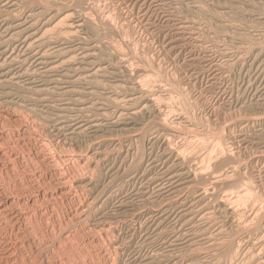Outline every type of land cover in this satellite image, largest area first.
<instances>
[{
	"label": "rangeland",
	"instance_id": "1",
	"mask_svg": "<svg viewBox=\"0 0 264 264\" xmlns=\"http://www.w3.org/2000/svg\"><path fill=\"white\" fill-rule=\"evenodd\" d=\"M169 1L170 0H165V1H158V0H86L85 4H86V6L92 5L94 7V9L96 10L95 12H93V14L90 13V16H89L90 19L93 17L91 20L93 21L94 24H97L96 27L98 26L99 23L101 24V21L104 22V20H105L107 22L110 21L109 23L110 24L112 23L111 24V25H113L112 27L115 28V30H116V31L114 30V32H115V33H113L114 35H111L112 33H110V34L107 33V37L105 39H103V41L105 40V41L111 42L110 39L111 40L113 39L111 43L115 44V42H113V41H116L117 46L120 45V49L122 48L121 50H122L123 54H127V55L129 53L134 54V55L129 54L132 57L135 56L133 58L134 60L130 62L131 65H134V66H131V70H132L131 72H132V74H134L133 76L136 75V68H138L137 71L139 70L140 67H141L140 68L141 70L144 69L145 67H146L145 70L150 69V70H148V72H150V73H148L149 75L147 74L146 76L148 78L153 77L151 79L154 81L152 84V82H151L152 80L150 79L151 85H150V83L146 84L147 89H148V85L150 86V88L155 89L156 88L155 86H157V83H158V85L163 84L164 86H166L165 87L166 89H168L167 87H169V85H170L171 87L169 89H173L174 92L177 91L178 94L180 92L182 93V94L180 93L181 96H178L175 93H174V95H171L170 97L168 96L164 102H163V100L158 102V104L164 103L163 106H162V104H161V106L160 105H158V106H159V109L161 108L160 110H164L165 108H163V107H165V105H167L166 107H168V106L173 107V108L171 107V109H169L170 107H168L167 113H166V109L164 110L166 115L164 114V117L162 119L168 125L173 124L174 126L172 125V127H174L176 130L178 129V126H179V129L182 126L184 128L189 127L191 130L188 131L189 128L188 129L186 128V130L184 132L183 131L181 132V133H183L184 137H185V134H187V131H188V134L191 131V133L189 134L190 136L191 135L194 136L197 132L198 133L200 132L199 134L198 133L196 134L197 135L196 137H199V139L201 138L202 140L200 139V141L202 143L199 141V139L197 140L196 137L194 139H192L191 141H183L184 138L183 139L181 138L182 142L180 141V143H179L180 138H178L179 140L177 138L169 139L172 142V143L170 142V144H171L170 146H172L171 148L175 149L176 151H178L181 154V156L187 162V167L189 164L191 166V167L189 166V169L191 168L190 170L197 174L198 172H200L199 169L201 170V165H203L201 160H204L209 154H210L209 156L212 158V161L214 159L216 161L218 160V165L216 164L217 162L211 161V165L206 167L207 169L205 168L206 171H204L205 169L203 168V170H201V171L203 174L206 175V177L210 173L214 174L216 172L214 174L215 176H217L221 173H224V171L225 170L228 171L231 166H233V167H237L239 165L241 166V167L239 166V168H238L240 170L238 173V177L236 176V178L233 177L234 179L233 178L231 179L229 184H227L228 186L227 187L225 186V188H227V189H225V188H222L223 190L221 189L222 190L221 195L227 194V193L232 194V195L234 193V195H236L238 192V190H237L238 187L243 185L241 188H239V191L244 190V193L245 194L247 193L245 195L246 198H244V199L245 200H247L248 198L249 199L247 201L243 200L242 205L245 206L244 208L247 211H249L250 206L255 203V202H253L254 201L253 199L255 198L256 204L253 205L254 208H256V211L253 209V213H254L253 218L255 219L256 218L255 216H258L261 214V212H264V208H263L264 207V148L260 147V145L256 143L257 142L256 139L258 137L254 136L255 134H253V133L256 131L255 129H257V128H255L252 125V123H250L248 120L251 117H254V115L258 116L259 113L263 114L264 111L263 112L262 111H260V112H258V111H249L248 112L247 111L246 112V110H244V104L246 105V104H248V102H250V99H251L250 96L252 94L251 92H253L255 89L259 88L260 85H262L261 83L264 82V60H263L264 58H258L256 61H254L255 57L259 54V51L263 50V48H264V44H263L264 42H262V44L259 43V41L261 42L262 39L264 41V37H263L264 34H262V32L264 33V26L256 23L258 26L256 25V27H255V23H252L253 21H251V20L247 21L245 19L244 21L240 20L239 23H238V21L234 22L237 26H239L241 24L238 27L239 29L238 28L237 29H234V28L231 29L229 27L228 28L223 27V25H225V23L228 25L229 22L230 23H232V22L230 21L231 19L228 18L226 15H223V14L220 15L221 11L218 10V8L216 9L215 0H212L214 2H212L211 0H198V1H201V3L204 1L205 2L209 1L208 3L206 2L207 4L204 3V5L206 6L209 4L210 8L204 7L203 3L202 4L198 3V1H195V0H189L190 3L188 0H186V1L185 0H180V1L174 0V3H173V0H171L170 2ZM175 1H177V2H175ZM216 2H217V0H216ZM178 3H180V4H178ZM184 3H185V6H184L185 8L182 7L184 5ZM181 4H183V5H181ZM186 4H187V7H189V9L193 6L195 7V4H196V7H198V5H199V7L202 6L203 7L202 9H204V11H206V12H198V11L194 10L195 13L198 14L197 15L194 13V11L191 12L192 9H190L191 11L189 9H186ZM210 4H215V5H210ZM179 5H181V6H179ZM208 9L213 11L212 13H214L215 15H213L211 12L210 13L214 17H212L211 14H209L210 10H208ZM188 10H189V12H187ZM214 10H215V12H214ZM189 13H191V14L194 13L195 17L191 16V14H189ZM203 14H205V16ZM200 15H201V17H200ZM218 15H220L222 17L225 16V17L222 19H221V17H219L220 18L219 19L217 17ZM196 16H198V19ZM203 16H204V19L202 18ZM205 17H206V19H205ZM199 18H201V20ZM202 19L206 20V21H203ZM223 19H224V21H223ZM225 20H227V21H225ZM209 21L214 22V23H211L212 25H210ZM241 21H243V22H241ZM97 22H99V23H97ZM184 23H185V26L183 25ZM244 24L248 27H245ZM249 24H251V25H249ZM176 26L180 27L181 29H178ZM221 26H222V29L224 30V32H222L223 30L221 29ZM249 26L250 27L254 26V28L251 29V28H249ZM260 26H261V28H259ZM98 27H100V26H98ZM182 27H185L184 30ZM241 27H243V28H241ZM216 28H219L220 30L218 29V31H217ZM103 29L104 28H102V27L98 28V30L100 32H102ZM229 30H234L232 32L233 34L235 31H237V32H235L236 35L234 34V37L239 36V35H241V36L234 38L232 36L233 34ZM261 30H263V31H261ZM228 32H229V34H228ZM256 32L257 33L259 32V33L257 34ZM223 33H225V34H223ZM237 33H241V34H237ZM247 33L250 35L248 36ZM254 33L256 35H254ZM260 34H262V36ZM118 35L120 36L119 38H121L122 40L124 39V40L123 41L121 39L119 40V38H117ZM228 35H230V37ZM231 36L233 37V39ZM248 37H249V40H248ZM250 37L251 38L256 37L259 39V41L256 42L258 40L256 38L251 39V41H250ZM238 39H239V42H238ZM244 40H246V41H244ZM252 40H256V41H254L255 43ZM121 41H122L124 46L121 45V43H120ZM125 45H127L128 47ZM127 50H128V52L129 51L130 52L128 53ZM225 51H226V53H225ZM250 55H251V57H250ZM136 56H137L138 60L141 59L140 62H138ZM142 61L146 62V64L144 63V66H142L143 65ZM262 61H263V65H262ZM136 63H137V65L139 63V65H141V66L138 65L136 67ZM249 63H250V65H249ZM247 67H250V69ZM251 67H253V68H251ZM256 67H258L259 69L257 68V70H256ZM132 68L134 69V71ZM251 69H253V70H251ZM260 69L261 70L263 69V70L261 71ZM154 71H155V73H154ZM170 77H171V79H170ZM143 78L145 79V77H143ZM162 78H164V79H162ZM165 79L167 80L166 82H169V84L164 82ZM139 80L141 81L143 79L140 78ZM159 83H161V84H159ZM107 84H108V82H106V85ZM172 85H173V88H172ZM174 87H176L175 88L176 90L174 89ZM179 90H180V92H179ZM183 93H184V95H183ZM182 95L184 96V99L182 98ZM185 97L188 98V100L186 102L184 101V100H186ZM179 98L183 99V102ZM173 99H174V101H173ZM178 99H179V103H178ZM239 100H241V102ZM242 101L244 102L243 105H242ZM165 102H166V104H165ZM186 104L188 106H186ZM241 105H242V108H241ZM187 107H188V109L186 110ZM17 108L13 107V108H10V110H9L8 107H6V106H0V111H3V112L8 111V114H11L12 116L15 117L14 119L10 120L11 122H9V121L3 122L2 119L0 120V142H1L0 145H2V146H0V153H2V152L5 153V154L2 153L3 156L1 159L2 160L4 159L3 162H2V160H0V199L4 198L6 196L10 200L9 205H7L6 214L4 215V214L0 213V264H130L135 260H137V261H140L142 259L146 260V259H148V258L150 259L152 257H155L158 260V261H155L154 264H156V263L160 262V260H161V262L165 261L166 258H169V255L175 257L176 261L178 259L181 262L180 263L177 261V264H187L188 263L186 261L187 259H185L189 253L188 250L185 251V248H183L182 246H176V247L173 246L170 248L169 247L170 245L166 244V243H168L167 241H170V239L175 235V234L173 235V232L179 231V229H180L179 224H178V219H177L178 215L180 214L179 211H176V210L173 211L172 209L168 208L169 212H168V210H167V212L169 214H171L172 216L168 219L165 218L166 220L164 222V226H163L164 228H162L163 229L162 230L163 231L162 236H159L158 232L156 233L155 230L151 227V224H148V223H150V218H149V215H145L146 214L145 212L147 210L152 209V208H153L152 210H155V209L157 210V208L159 209L161 207L160 209L164 208L166 210L168 207V204L171 202L170 199L172 198V195H169L170 196L169 197V196H166L167 194H164V195L158 194L155 184L153 185V183L150 181L151 177H152V179H155V180L158 179V176L160 177V175H161L160 165L165 161L163 156H162V158L160 157L161 156L160 154L163 153L162 147H160V145H158L157 143H155L153 141L154 139H156L159 136V134H157L154 129H152L148 133H146L145 134L146 138L144 137L142 140H138L137 141L138 143L136 142V144H135V141L134 142L133 141L132 142H127V141L125 142L124 141L125 138H123V137H126V134L128 133V131L123 132V133L120 132L122 134H120L119 132H118V134H117V132H113V133L107 132V133H103L101 135V137H100V134H98V135H96V136H98L97 138H96V136L92 137L93 135H91V136L89 135L88 137H86L83 140L84 143L83 142L74 143L73 141L71 142V140L69 138H67V140H65L66 136L64 137L61 134L58 138L59 134L58 133L55 134L56 130H54V127H52L53 124L50 123V124H47L48 125L47 126L46 123L41 120L44 118L43 117L44 112H45L44 109L42 110V108L40 109V107H37V108H39L36 111L38 114V115H36V117H38V118H35V116H32L26 109H21L19 107H17ZM14 110H17L18 112L14 111ZM171 110H172V112H171ZM38 111H40V112L38 113ZM185 111H186V114H185ZM41 112H43V113H41ZM169 112H171V113H169ZM254 112H258V113H254ZM179 113L181 114V116H183V114H185V117L188 113L189 114L188 117L190 116L189 119L191 120V122H193V124L190 123V124L184 125V123H182L183 125H179L181 123L176 120L178 117H180ZM49 114L48 115L50 116V118L51 117L53 118V116H52L53 114L52 113H49ZM168 114H171V115H168ZM247 114H249L247 116L249 119L245 116ZM250 114H251V116H250ZM167 116H168V119H167ZM33 117L35 120L33 119ZM173 117L175 118V120L173 119ZM24 118H26V119H24ZM145 118L143 119V121H141V123L139 125H137L135 127L136 129L138 127L139 131L133 127L132 128L133 130H131L128 133V135L130 133H132V135L138 134L140 132V129L142 128V126L146 125L148 123L147 121L149 119L151 121L154 120L153 117H152L153 119L150 117H145ZM171 118H172V120H171ZM243 118H244V120H243ZM38 119L40 121H38ZM53 119H55V118H53ZM173 121H174V123H173ZM36 123H39V124L44 123V124L39 125ZM177 124H178V126H175ZM140 125H141V127L139 128ZM195 126H196V129H195ZM251 126L253 128H251ZM197 127H199V128H197ZM200 127H201V129H200ZM193 128L195 131L193 130ZM48 129H49V131H48ZM179 129H178V131H181V129L180 130ZM44 130H45V134H44ZM196 130H198V131H196ZM253 130H255V131H253ZM151 131H153V132H151ZM192 132H194V133H192ZM205 132H208V133H205ZM114 133L117 135H115ZM154 133L156 134V136ZM8 134H10V135H8ZM55 135L57 137H55ZM108 135L110 137H114V138L116 137V139H117L118 135L119 136L123 135V136H120V138L118 137L117 140L120 139L119 144L122 143V145L117 144L116 149H115V147H113L114 149L112 150V147H109V146L100 147L101 150H103V149L105 150V151L103 150L102 153H105L106 155H109L108 152L111 150L109 152L110 155L108 156L110 158V160L107 163H105V162H102V160H104V158H99L98 156H96V154H93L94 150H91V151H89V150L92 148L93 145L95 146L97 143H99V141H102V139L109 137ZM1 136H2V140H1ZM103 136H104V138H103ZM215 137L216 138L219 137V138L216 139ZM93 138H95L98 141H96ZM121 138H122V140H121ZM150 138H152V139H150ZM215 139L217 140V141H215V143H214V141H211V140H215ZM144 140H145V142H144ZM149 140H151L153 142H151ZM193 140H195V141L193 142ZM220 140H222L223 142L222 141L219 142ZM140 141H141V143H140ZM196 141L198 144L196 143ZM123 143H124V145H123ZM185 143H188V145ZM192 143H194V145ZM213 143H214V145H213ZM45 144L47 146H45ZM84 144H86V145H84ZM128 144L129 145L131 144V145L129 146ZM202 144H206L205 147L207 146L208 150L206 148H204V145H202ZM76 145H78V146H76ZM140 145L143 146V148ZM147 145L149 148L147 147ZM181 145H182V149H184V151L181 149ZM195 145L200 146L199 148H202L201 151H204V152L200 153L201 151L198 149V146H197V149L199 151L196 150L195 149L196 147L194 148ZM208 145H210V147ZM88 147H89V149H87ZM119 147H120V149H117ZM108 148H109V151H108ZM79 149H80V152H79ZM85 149H86V151H85ZM121 149L123 151H121ZM136 149L137 150L140 149V151H142L141 156H142L143 161H144L142 167L145 168V169L142 168V170L145 171L146 174H149V177L147 176L146 178H142L140 175L136 176L135 173L132 174L133 172H124L123 171V169H125V168H126L125 169V171H126L128 165H130L131 162L133 163L134 159H136L135 158V157H137V155H135V154H137ZM150 149H151V153H153V154L150 153ZM152 149H153V151H152ZM190 149H192V150H190ZM193 149H195L196 151ZM125 150H127V152ZM143 150H144V152H143ZM161 150H162V153H161ZM95 152H96V149H95ZM112 152H114V153H112ZM127 153L131 154V155H129V157H127L128 156ZM204 153H206V154H204ZM117 154H118V156H116L117 157L116 158L115 155H117ZM158 154H159V156H158ZM202 154L205 155V157ZM149 155H150V157H149ZM7 156H9V157H7ZM88 156H89V158H88ZM92 156H94V160H92L90 158ZM95 156L99 160L100 159H102V160H100V161L97 160V158ZM123 156L124 157L126 156V158H124ZM198 156L199 157L201 156L202 158L200 157L199 160H196L198 158ZM114 157H115V159H114ZM222 158H224V159L226 158L225 162L226 163L228 162V164L230 163L229 164L230 166L227 165L226 163H224V161H223L224 159H222ZM78 159L80 161H78ZM189 159L191 160V162ZM150 160H151V162L152 161L153 162L150 163ZM155 161H158V162L160 161V164L155 162ZM222 161H223V163H222ZM84 162H86V163H84ZM89 162H91V163H89ZM200 162H201V164H200ZM83 163L85 165L87 164L86 168H85V165ZM103 163H105V164L103 165ZM147 163H148V166H147ZM236 163L239 165H237ZM153 164H155L156 166H154ZM157 164H159V165H157ZM214 164L216 166H214ZM232 164H234L235 166ZM88 165H90V166H88ZM95 166H96V168L93 169V167H95ZM107 166H109V167H107ZM110 166H111V168H110ZM198 166H199V168H198ZM210 166H212V167H210ZM119 167H121V168H119ZM158 167H159V170H156V169H158ZM88 168H90V169H88ZM108 168L110 169V171L107 173ZM118 168L120 170H118ZM195 168H196V170H195ZM210 168H212V169H210ZM113 170H114V172H113ZM207 170H209V171L207 172ZM241 170L243 173L241 172ZM97 171H98V173H97ZM101 172L103 173L104 176H102V174H99ZM105 172L107 175H105ZM115 172H119L120 174L115 173ZM122 172L125 175L122 174ZM11 173L12 174L14 173V174L12 175ZM126 173H128V175ZM153 173H155V174H153ZM158 173H160V174L158 175ZM240 173H241V175H240ZM96 174L101 175L100 177H102V178L100 179V177H97ZM121 174L123 176H125V178H123V176ZM114 175H115V177L117 176L116 179H115ZM132 175H134V176L132 177ZM105 176H107L108 178ZM139 177H141L142 179L140 180ZM110 178H112V180H110ZM118 178H120L121 180ZM122 178H123V180H122ZM241 178H242V180H241ZM81 179L82 180H90L92 182H94V181L97 182L96 183L97 189H94L96 192L90 190L91 188L89 186H86V185L79 184V186H77L78 183L80 181H82ZM137 179H138V181L135 184L134 181H136ZM65 180H67V183H65ZM108 180H110V181H108ZM238 180H240V181H238ZM68 181L70 183H72L71 186L68 183ZM8 182H10V183H8ZM98 182L100 184H98ZM113 182H114V184H113ZM128 182H130V183H128ZM205 182H208V181H203L202 185H201L202 182L199 183L200 184L199 186H198V183H196L194 185L201 187L205 191H208L207 192L208 194H212L213 192L216 191V189H215V191L212 190L213 186L211 185V183L208 182V184L207 183L205 184ZM237 182H239L241 184H239V186H237L238 185V184H236ZM63 183H65V184H63ZM105 183L106 184L111 183V185L108 186L109 184L106 185ZM137 183H139V184H137ZM62 184L64 187L62 186ZM230 184H235V186H237V188L235 189V187L231 186ZM99 185H100V187H99ZM104 185H106L105 187L108 189L104 188L103 187ZM119 185H121V186H119ZM245 185L248 187L246 188ZM12 186H14V187H12ZM17 186H18V188H17ZM84 186L87 188H85ZM111 186H112V188H111ZM144 186H146V187H144ZM251 186H252V188H251ZM75 187H76V189H75ZM101 188H103V189L100 190ZM109 188H110V190H109ZM134 188L136 189L137 192L135 191ZM206 188H208V190ZM19 189H21V190H19ZM105 189H106V191H105ZM144 189H146V191ZM181 190L184 191L183 189H181ZM249 190H250V192H249ZM60 191L61 192L63 191V192L61 193ZM91 191L94 194H91ZM98 191H101L100 195H99ZM133 191H135L137 194H135ZM182 191H180V195L178 194L180 196V197L178 196L179 199L180 198L184 199L186 197L185 195L187 194V190L184 193H181ZM102 192H104V193L101 195ZM145 192H148V193H145ZM58 193H59V195H58ZM141 193H143V194H141ZM95 194H97L98 197L101 196L100 199L98 200V202H95V204H94V206L96 208L93 207V204L91 205V203H94L92 201H93L94 197H96ZM108 194L110 195V197L108 196ZM138 194L141 196H138ZM91 195H92V197H91ZM93 195H94V197H93ZM134 195H135V197L137 196L136 200H135L137 204H135V205L133 204V203H135ZM145 196H147V197L145 198ZM149 196H151V197H149ZM141 197L142 198L144 197V198L142 199ZM161 197L164 200H166L165 203L167 202L168 204H165L164 200ZM167 197H169V198H167ZM256 197H258V198H256ZM89 198L91 199V202H89V200H90ZM105 198L107 200L109 198L110 202L107 201ZM111 198L113 201L110 200ZM140 198L142 199L141 202L139 201ZM160 198H161V200H160ZM26 199H31L33 201V203H31L32 207L30 206V204H28V205L26 204V201H25ZM102 199H103V203L105 200V204L102 203ZM129 199L130 200L132 199L133 202L132 201L128 202ZM144 199L146 201L148 200L149 202L152 199V201H151L152 203L151 202L149 203L148 201L145 202ZM167 199H169L170 201L169 200L167 201ZM87 200H88V203H87ZM156 200H158V202ZM159 200H160V202H162L161 204H159L160 203ZM210 200H212V199H209V201ZM120 201L121 202L123 201V202L120 204ZM111 202L112 203L114 202V203L112 204ZM246 202H248V203H246ZM40 203H42V204H40ZM53 203H55L56 205ZM157 203L159 205H157ZM210 203H211V209L213 212H215L214 215L217 218V216H219V214H220V210L216 206V203H214V202L212 203V201H210ZM96 204H98V205H96ZM99 204H101V205H99ZM106 204H108V205H106ZM140 204H142V206ZM150 204L152 207L151 206L148 207V205H150ZM120 205H121V207H123V205L124 206L128 205L126 207L128 210L126 208H124L127 211L126 214H128L131 211L130 213L133 212L134 214L135 213L143 214L142 215L143 217L141 216L140 218H137L132 213L133 215L128 214V215L123 216L124 217L123 221L125 220V223H123V224L119 223V220L114 219V217H115L114 214L116 211H119V209L121 208ZM160 205H163L164 207H162ZM242 205H241V203L239 204V207L241 206L240 207L241 209L243 208ZM88 206H90V209H89L90 213H88L87 217H85L83 212L81 213V211L83 209H85V211H86V209L89 208ZM131 206L135 207V208L131 209L132 208ZM54 207L55 208L57 207V208L55 209ZM78 207H79V209H78ZM86 207H88V208H86ZM98 207H100V208H98ZM154 207H155V209H154ZM114 208H115V210L116 209L117 210L114 211ZM147 208H149V209H147ZM244 208H243V210H244ZM97 209L99 210V215L100 216L102 215L101 217L98 215ZM100 209H101V211H100ZM137 209H139L138 210L139 212L136 211ZM79 211H80V213L78 214ZM91 211H92V213H91ZM109 212H110V214H109ZM255 212H256V214H255ZM257 213H259V214H257ZM176 214H177V216H176ZM131 215L133 217H131ZM174 215H175V217H174ZM80 216L82 218L83 217L86 218V220L85 219L82 220V218ZM109 216H110V218L112 217L111 220L109 219ZM88 217H91V218H88ZM126 217H128V218H126ZM80 219H81V221H80ZM101 219H102L101 225L105 223L107 226L105 225V227L104 226L102 227L101 225H99V223H100L99 220H101ZM103 220H104V222H103ZM142 220L144 222H142ZM86 221H87V223H86ZM112 221H114V222H112ZM115 221H116V223H115ZM138 221H141V223ZM171 221L174 225L171 223ZM95 222H97V223H95ZM109 223H110V228H107V227H109ZM252 223L253 222H251V224ZM96 224H98V225H96ZM124 224H125V226H124ZM95 225L98 227H96ZM111 225H113L112 230H111ZM144 225L145 226L147 225V226L145 227ZM203 225L205 226V224H203ZM114 226H116L117 228ZM141 226H142V228H141ZM198 226H201V225L199 224ZM204 226H201V227H204ZM93 227L94 228L96 227V228L94 229ZM100 227H101V229H100ZM173 227H175V228H173ZM98 228L100 229V233L98 232L99 231ZM114 228H116V229H114ZM96 229H98V230H96ZM106 229H109V232H107L108 230L106 231ZM215 229H216V227L211 229V232H214ZM18 230H20V231H18ZM102 230H104V231H102ZM169 230L171 233L169 232ZM146 231H148V232H146ZM144 232H146V233H144ZM113 234H114V236H113ZM149 236L150 237L152 236V237L150 238ZM153 236H154V238H153ZM148 237H149L150 241H149ZM168 237H169V239H168ZM119 239H121L122 241ZM160 239L162 242L160 241ZM163 239H165L166 241ZM70 240H71V242H70ZM153 240H154V242H153ZM114 241H116L117 243ZM118 242L120 244L122 243L121 245H123L124 247L123 246L120 247L121 245H119ZM149 242H150V244H149ZM42 244H43V246H41ZM111 244H113V245H111ZM129 244H130V246H129ZM55 245H57V246H55ZM118 245H119V248L116 247ZM163 245H165V246H163ZM197 246H198V248H195V247L194 248L199 249V251L201 250L200 252H204V250H202L203 246L196 245V247ZM161 248H164V249H161ZM124 249L127 251H125ZM170 249H172V251ZM180 249H182V250L184 249V250L182 251ZM193 249H191V250H193ZM263 249H264V247H263ZM263 249L262 248H256L255 256L256 255L258 256L260 251H261L260 252V254H261L263 252ZM166 250H168V251L166 252ZM123 251H124V253H123ZM180 251H181V254L184 253L183 254V255H185L184 257L182 255L180 258ZM167 253H168V255H167ZM177 253H179V254H177ZM154 254H156V255H154ZM160 254H162V256L165 255L166 257L165 256L162 257ZM136 256L138 257L139 260L137 259ZM158 256H160L161 258ZM133 257L134 258L136 257V258L134 259ZM182 257H183V259H182ZM132 258H133V260H132ZM162 259H165V260L162 261ZM124 260H125V262H124ZM129 260H131L130 263H129ZM182 260H185V262ZM233 261L234 262L231 261L230 264H245L244 262H242L241 258H238L237 260H233ZM161 262L158 264H161Z\"/></svg>",
	"mask_w": 264,
	"mask_h": 264
},
{
	"label": "bare ground",
	"instance_id": "2",
	"mask_svg": "<svg viewBox=\"0 0 264 264\" xmlns=\"http://www.w3.org/2000/svg\"><path fill=\"white\" fill-rule=\"evenodd\" d=\"M85 1L86 0H0V106H6V107H8L9 110H10V108H13V107L14 108L19 107L21 109H26L32 116H35V118H38V117H36V115H38L36 111H37V109H39L37 107H40V109L42 108V110L43 109L45 110V112L43 111L44 112V116L42 115L44 118L41 119V120L44 121L46 123V125L47 124H50V123L53 124L52 127H54V130H56L55 134H57V133L59 134L58 135V138H59V136L61 134L64 137L66 136L65 137V140H67V138H69L71 140V142L73 141L74 143H80V142H83L84 143L83 140L86 137H88L89 135L90 136L93 135L92 137H95L96 135L100 134V137H101V135L103 133H107V132H109V133L110 132H112V133L113 132H117V134H118V132L119 133L120 132L123 133V132L128 131V133H129L131 130H133L132 128L133 127L135 128L137 125H139L141 123V121H143V119L145 117H150V118L153 117L154 120H152V121L148 118L149 119L147 121L148 123L146 125H143L142 126V128L140 129V132L138 134L132 135V133H130L131 135L130 134L128 135V133L127 134L125 133L126 134V137H123V138H125V140L123 139L125 142L126 141L127 142H132V141L134 142L135 141V144H136V142L138 140H142L145 137V134L148 133L152 129H154L156 131V133L159 134V136L156 139H154L153 137L152 138L154 139L153 141L155 143H157L158 145H160V147H162L163 153H162V150H161V153L162 154H160L161 155L160 157L162 158V156H163V158L165 159V161L160 165V170H161L160 177L158 176V179L155 180V179H152V177H151L152 175H151L150 176L151 177V180L150 181L153 183V185L155 184V186L157 188L156 190H157V193L158 194H163V195L164 194H167L166 196L172 195V198L170 199L171 202L168 204L167 202L165 203L166 200H164L161 197L164 200V203L165 204H168V207H167L166 210L164 208L163 209H160L161 208L160 206L164 207L163 205H160L159 206L160 208L159 209L157 208V210L155 209V207H156L155 206L154 207L155 210H152L153 209L152 208V209L147 210L145 212L146 213L145 215H149V218H150V223H148V224H151V227L155 230V232L156 233L158 232V235L159 236H162L163 235V231H162L163 229L162 228H164L163 226H164V222L166 220L165 218L168 219V218H170L172 216L171 214L168 213L169 212L168 208L169 209H172L173 211L174 210L179 211L180 214L178 215L177 219H178V224H179V228L180 229H179V231H175L176 233L173 232V235L174 234L175 235L170 239V241H167L168 243H166V244H169L170 245L169 246L170 248L173 247V246H175V247L176 246H182L183 248H185V251L188 250L189 253H188L187 257L185 258V259H187L186 260L188 262L187 264H228V263L230 264L231 261L234 262L233 260H237L238 258H241L242 259V262H244L245 264H264V249H263V247H264V212H261L260 215L255 216L256 217L255 219L253 218L254 217L253 209L256 211V208H254V206H253L254 204H256L255 198L253 199L254 200L253 202H255V203L254 204L252 203L253 205L250 206V209L248 208L249 211H247L244 208L245 206L242 205V202H243V200H245L244 198H246L245 195L247 193L245 194L244 193V190H241V189H240L241 191H239V188H241L243 186V185L242 186H239V184H241L239 182L236 183V184H238L237 186H239L238 189H237L238 192H237L236 195H234V193H233V195L232 194H229V193L221 195V192L223 190L222 188H225V186L227 187L228 186L227 184H229V182L231 181V179L233 177H235V178H236V176L238 177V173L240 171L238 168H239L240 165L236 163L239 166H237V167L231 166L228 171L225 170L224 173H221V174H219L217 176L214 175L216 172L214 174H212V173L209 172L210 174L207 175V177H206V175L203 174L201 170H203V168L205 169L206 167H208L209 165H211L212 158L209 156L210 155L209 154L210 152H209L208 153L209 155L208 156L206 155L207 157L204 160H201L203 165H201V170L199 169L200 172H198L197 174L195 172H192L190 170L191 168L189 169V166H190L189 164H188V167H187V162L181 156V154L178 151H176L175 149L171 148L172 147V146H170L171 145L170 144L171 141L169 139H171V138H173V139L174 138H177V139L180 138V140L178 139L179 140V143L181 141V138L182 139L184 138L183 141H191L192 139H194L197 136L196 134L198 132L194 136H192V135L190 136L189 134L191 133V131H190L189 134H188V131L191 130V129L189 127H188L189 129L186 127L188 129V131H187V134L188 135L185 134V137H184L183 133H181V132L182 131L184 132L186 130V128H184L182 126L184 129L181 127L182 128V129L180 128L181 131H178V129H179L178 124L179 123L177 125H175V126H178V129L176 130L174 127H172L173 124L172 125H168L162 119L164 117V114H165L164 110L166 109V113H167L168 112L167 111L168 110V107H170V106L166 107L167 105H165V107H163V108H165L164 110H160L161 108L159 109V106H158V105L161 106V104H162V103L161 104H158L159 101H162L163 100V102H164L168 96L170 97L171 95H174V93L177 94L178 96H181L180 95V93H181L180 90H179L180 93L178 94L177 91L174 92L173 89H169L171 87L170 85H169V87H167L168 89H166L165 88L166 86H164L161 83H159L161 85H158V83H157V86H155L156 87L155 89L154 88H150V86L148 85V89H147L146 88V84L150 83V81L152 80L151 78H153V77H151V78L149 77L148 78L146 76L148 73H150V72H148V70H150V69L145 70L146 67L145 68L143 67L144 69H142V70L140 69L141 68L140 67L138 71H137L138 68H136V75L133 76L134 74H132V72H131L132 71L131 70V66H134V65H131L130 62L134 60L133 58L135 56L134 57L130 56L132 53H129L130 51L128 52V50H127V52L130 55L129 54L128 55L127 54H123L122 53V50H121L122 48L120 49V45L117 46L116 41H113V42H115L116 45L114 43H111L113 39L111 40L109 38L111 42L105 41V40L103 41V39H105L107 37V33H109V34L112 33L111 35H114L113 33H115L114 32L115 28L112 27L113 26V25H111L112 23L111 24L109 23L110 21L107 22V21L104 20V22L101 21V24L99 22H97V23H99L98 26L104 28L103 30L105 31L104 32L102 30V32H100L98 30V28H100V27L97 26L98 27L97 28L96 27L97 24H94L93 21L91 20L93 17L91 19L89 17L90 16V13L93 14V12H95L96 10L94 9V7L92 5L91 6H86ZM158 1H165V0H158ZM178 1H180V0H178ZM195 1H198V0H195ZM175 2H177V1H175ZM206 2L205 1L202 2L203 3V6L204 7H209V4L206 5V6L204 5V3H206ZM212 2H214V1H212ZM173 3H174V0H173ZM189 3H190V1H189ZM198 3H201V1H198ZM178 4H180V3H178ZM215 4H210V5H215L216 9L218 8V10L221 11L220 15H222V14L223 15H226L228 18L231 19L230 21L232 23L229 22L228 25L226 23H225V25L222 24L223 27H225V28L226 27L227 28L229 27L231 29L232 28L237 29L241 24L240 25L238 24L239 26H237L234 22L238 21V23H239L240 20H243L244 21L245 19L247 21L248 20L253 21L252 23H255V27H256L257 24H260V25H263L264 26V0H217V2L215 0ZM181 5H183V4H181ZM181 5H179V6H181ZM184 6H185V3H184V5L182 7H184ZM202 8L203 7L202 6L199 7V5H198V7H196V4H195V7L193 6V7L190 8V9H192V11H191L189 9V7H187V4H186V9H189L191 12H193L194 10H196L198 12H206ZM189 10L187 12H189ZM208 10H210V9H208ZM210 12L212 13L213 11L210 10L209 11V14H211ZM214 12H215V10H214ZM194 13H195V11H194ZM194 13L193 14L189 13V14H191V16H194ZM195 14H197V13H195ZM212 14L215 15L214 13H212ZM212 14H211V16L214 17ZM203 15L205 16V14H203ZM220 15H218L217 17L218 18L221 17V19L225 17V16L222 17ZM204 16L202 17L203 19H204ZM196 17L198 19V16H196ZM200 17H201V15H200ZM199 19L201 20V18H199ZM205 19H206V17H205ZM203 21H206V20H203ZM223 21H224V19H223ZM225 21H227V20H225ZM243 21H241V22H243ZM211 23H214V22H210V25H212ZM183 25L185 26V23ZM249 25H251V24H249ZM245 27H248V26L245 25ZM177 28L178 29H181L180 27H177ZM182 28L184 30L185 27H182ZM219 28H216L217 31H218ZM241 28H243V27H241ZM249 28L252 29V28H254V26L253 27H250L249 26ZM259 28H261V26ZM221 29H222V26H221ZM229 31H231V33H232L234 30H229ZM261 31H263V30H261ZM222 32H224V30ZM235 32H237V31H235ZM235 32H234V34L236 35ZM223 34H225V33H223ZM228 34H229V32H228ZM234 34L232 35L233 37H234ZM237 34H241V33H237ZM262 34H264V33L262 32ZM262 34H260V35L262 36ZM249 35L250 34H248V36ZM254 35H256V34L254 33ZM228 36L230 37V35H228ZM240 36L241 35L235 36V37H240ZM119 37L120 36L118 35L117 38H119ZM233 37H232V39H233ZM255 38H251L250 37V41H251V39H255ZM120 39L121 38H119V40ZM256 39H258V38H256ZM248 40H249V37H248ZM122 41L120 43H121L122 46H124L123 43H122ZM244 41H246V40H244ZM252 41L254 42L256 40H252ZM258 41H259V39L256 42H258ZM238 42H239V39H238ZM262 42H264L263 39H262L261 42L259 41V43H261V44H262ZM125 46H127V45H125ZM225 53H226V51H225ZM132 55H134V54H132ZM250 57H251V55H250ZM136 58H137V56H136ZM258 58H264V48H263V50H260L259 51V54L255 57V60L254 61H256ZM137 60H138V58H137ZM140 60L141 59H139L138 62H140ZM142 63H143L142 66H144V63L146 64V62H143V61H142ZM138 65H139V63H138ZM138 65L136 63V67ZM249 65H250V63H249ZM262 65H263V61H262ZM139 66H141V65H139ZM258 67H256V70H257ZM247 68L250 69V67H247ZM251 68H253V67H251ZM251 70H253V69H251ZM133 71H134V69H133ZM154 73H155V71H154ZM143 77H145V79ZM140 78H142L143 80L140 81L139 80ZM162 79H164V78H162ZM170 79H171V77H170ZM153 81L154 80L151 81L152 84H153ZM166 81L167 80L165 79L164 82H166ZM106 82H108V84L109 83L110 84L109 85L108 84L106 85ZM166 83L169 84V82H166ZM261 84L262 85H260L259 88L255 89L253 92H251L252 93L251 96H250L251 99H250V102H248V104L245 105L244 102L242 101V105L244 104V110H246V112L247 111L248 112L249 111H258V112H260V111L263 112L264 111V82L261 83ZM150 85H151V83H150ZM172 88H173V85H172ZM175 88L176 87H174V89ZM183 95H184V93H183ZM183 95H182V98L184 99V96ZM185 98H186V100H184V101L186 102L188 100V98L187 97H185ZM179 99H181V98H179ZM179 99H178V103H179ZM183 99H181L182 102H183ZM173 101H174V99H173ZM239 101L241 102V100H239ZM163 104H162V106H163ZM165 104H166V102H165ZM242 105H241V108H242ZM186 106H188V105L186 104ZM171 107L169 109H171ZM187 109H188V107L186 108V110ZM172 110H171V112H172ZM14 111L18 112L17 110H14ZM39 112L40 111H38V113ZM43 112H41V113H43ZM171 112H169V113H171ZM258 112H254V113H258ZM49 113H52L53 114L52 116L55 119H53L52 117H51L52 118L51 119L50 116H49L50 115ZM185 114H186V111H185ZM185 114H183V116H181V114H180V117H178L176 119L177 121H179L181 123L179 125H183L182 123H184V125L185 124H190V123L193 124V122H191V120L189 119L190 116L188 117L189 114L187 113L186 117H185ZM168 115H171V114H168ZM248 115L249 114H247L245 116L247 117ZM250 116H251V114H250ZM14 118H15L14 116H12L11 114H8V111H5V112L0 111V120L2 119L3 122L4 121L11 122L10 120L11 119H14ZM24 119H26V118H24ZM33 119H34V117H33ZM167 119H168V116H167ZM173 119L175 120L174 117H173ZM171 120H172V118H171ZM243 120H244V118H243ZM38 121H40V120L38 119ZM248 121L250 123H252V125L255 128H257V129H255L256 131L253 130V131L256 132V133L255 132L253 133V134H255L254 136L258 137L256 139L257 140L256 143L259 144L260 147H263L264 148V113L263 114H260L259 113L258 116H255L254 115V117H251ZM173 123H174V121H173ZM36 124H39V123H36ZM42 124H44V123H42ZM140 127H141V125L139 126V128ZM197 128H199V127H197ZM251 128H253V127L251 126ZM195 129H196V126H195ZM200 129H201V127H200ZM136 130H138V127H137ZM193 130H194V128H193ZM48 131H49V129H48ZM196 131H198V130H196ZM151 132H153V131H151ZM122 133H120V134H122ZM192 133H194V132H192ZM205 133H208V132H205ZM44 134H45V130H44ZM117 134H115V135H117ZM8 135H10V134H8ZM120 136H123V135H120ZM120 136L118 135L119 138H120ZM155 136H156V134H155ZM55 137H57V136L55 135ZM97 137L98 136H96V138ZM118 137H117V139H118ZM103 138H104V136H103ZM152 138H150V139H152ZM196 138H197V140L199 139V137H196ZM218 138H216V139H218ZM93 139H95V138H93ZM117 139H116V137L115 138L114 137H110V136L109 137H106V138L102 139V141H99V143L96 142L97 144L95 143L96 145L95 146L93 145L94 147L92 146V148L89 151L94 150V153L93 154H96V156H98L99 158H104V160H102V159H100V160H102V162L107 163L110 160V158L108 156L110 155L109 152L111 150L109 151V148H108V151H109L108 154L109 155H106L105 153H102V151L104 150L103 148L105 146H109V147H112V150L114 149L113 147H115V149H116L117 144L118 145H120V144L122 145V143L119 144V142H120L119 140L120 139L119 140H117ZM200 139H199V141H200ZM216 139L215 140H211V141H214V143H215V141H217ZM1 140H2V136H1ZM121 140H122V138H121ZM96 141H98V140H96ZM149 141H151V140H149ZM153 141H151V142H153ZM194 141L195 140H193V142ZM221 141L222 140H220L219 142H221ZM144 142H145V140H144ZM140 143H141V141H140ZM188 143H185V144L188 145ZM196 143H197V141H196ZM214 143H213V145H214ZM192 144L194 145V143H192ZM206 144H202V145H204V148L207 149V146L205 147ZM84 145H86V144H84ZM123 145H124V143H123ZM0 146H2V145H0ZM45 146H47V145L45 144ZM76 146H78V145H76ZM102 146H104L102 148L103 150H101V148H100ZM197 146L195 145L194 148L196 147L195 148L196 150L199 149L201 151L202 148H199L200 146H198V149H197ZM208 146L210 147V145H208ZM141 147L143 148V146H141ZM147 147H148V145H147ZM87 149H89V147ZM95 149H96V152H95ZM117 149H120V147L117 148ZM181 149H182V145H181ZM195 149H193V150H195ZM182 150L184 151V149H182ZM190 150H192V149H190ZM85 151H86V149H85ZM121 151H123V150L121 149ZM125 151L127 152V150H125ZM152 151H153V149H152ZM79 152H80V149H79ZM141 152L142 151H140V149L137 150V152H136L137 154H135V155H137V157H135L136 159H134V162L133 163L131 162L130 165H128L126 171H125L126 168L123 169V171L124 172H133L132 174L135 173L136 176L140 175L142 178H146L147 176L149 177V174H146V172L142 170V168H143L142 166H143V162L144 161H143V158L141 156ZM143 152H144V150H143ZM203 152L204 151H201L200 153H203ZM2 153H0V160H2L1 158H2L3 154H5V153H3V154ZM112 153H114V152H112ZM150 153H151V149H150ZM118 154L115 155V157L118 156ZM151 154H153V153H151ZM204 154H206V153H204ZM129 155H131V154H128V156L127 155L126 156L129 157ZM150 155H149V157H150ZM126 156L125 157L123 156V157L126 158ZM158 156H159V154H158ZM203 156L205 157V155H203ZM7 157H9V156H7ZM92 157H90V158L92 160H94V156H92ZM115 157H114V159H115ZM200 157L198 156V158L196 160H199ZM88 158H89V156H88ZM79 159H78V161H80ZM222 159H224V158H222ZM225 159L223 160L224 163H226L225 162ZM3 160H2V162H3ZM97 160H99V159L97 158ZM214 160L212 162H217L216 164L218 165V160L217 161L216 160L214 161ZM223 161H222V163H223ZM152 162L150 160V163H152ZM155 162H157V163L160 164V161L159 162L158 161H155ZM190 162H191V160H190ZM84 163H86V162H84ZM89 163H91V162H89ZM105 163H103V165ZM159 164H157V165H159ZM200 164H201V162H200ZM226 164L229 165L230 163L228 164V162H227ZM153 165L156 166L155 164H153ZM232 165H234V164H232ZM86 166H87V164L85 165V168H86ZM88 166H90V165H88ZM147 166H148V163H147ZM199 166H198V168H199ZM214 166H216V165L214 164ZM107 167H109V166H107ZM210 167H212V166H210ZM95 168H96V166L93 167V169H95ZM110 168H111V166H110ZM119 168H121V167H119ZM119 168H118V170H120ZM196 168H195V170H196ZM88 169H90V168H88ZM143 169H145V168H143ZM206 169L204 171H206ZM210 169H212V168H210ZM156 170H159V167ZM109 171H110V169L108 168L107 173ZM208 171L209 170H207V172ZM102 172L99 173V174H102V176H104ZM113 172H114V170H113ZM241 172H242V170H241ZM97 173H98V171H97ZM115 173L120 174L119 172H115ZM122 174H124V173L122 172ZM126 174L128 175V173H126ZM153 174H155V173H153ZM159 174L160 173H158V175ZM96 175H97V177H100L101 176V175H98V174H96ZM105 175H107L106 172H105ZM115 175H114V177H115ZM240 175H241V173H240ZM133 176L134 175H132V177ZM105 177H107V176H105ZM141 177H139L140 180L142 179ZM101 178L102 177H100V179ZM116 178H117V176L115 177V179ZM123 178H125V176H123ZM123 178H122V180H123ZM118 179H120V178H118ZM110 180H112V178H110ZM110 180H108V181H110ZM241 180H242V178H241ZM137 181H138V179L136 181H134L135 184H136ZM203 181H208L209 183H211V185L213 186L212 190L215 191V189H216V191L213 192L212 194H208L207 193L208 191H205L201 187H198L200 185L199 183L202 182L201 185L203 184ZM238 181H240V180H238ZM208 182H205V184L206 183L208 184ZM8 183H10V182H8ZM65 183H67V180H65ZM65 183H63V184H65ZM68 183L71 186L72 183H70L69 181H68ZM96 183L97 182H95V181L92 182L90 180H82V181H80L78 183L77 186H79V184L86 185V186H89L91 188L90 190L95 191L94 189H97V184ZM111 183L110 184L107 183V184H109L108 186H110ZM128 183H130V182H128ZM196 183H198V186L194 185ZM63 184H62V186H63ZM98 184H100V183L98 182ZM113 184H114V182H113ZM137 184H139V183H137ZM106 185H104L103 187L106 188L105 187ZM230 185L231 186H234L235 189L237 188V186H235V184H230ZM119 186H121V185H119ZM12 187H14V186H12ZM99 187H100V185H99ZM144 187H146V186H144ZM247 187L248 186H246V188ZM17 188H18V186H17ZM85 188H87V187H85ZM111 188H112V186H111ZM251 188H252V186H251ZM75 189H76V187H75ZM102 189L103 188H101L100 190H102ZM106 189H108V188H106ZM106 189H105V191H106ZM181 189H183L184 191H182ZM206 189L208 190V188H206ZM225 189H227V188H225ZM19 190H21V189H19ZM109 190H110V188H109ZM144 190L146 191V189H144ZM186 190H187V194L185 195L186 197L184 199H181V198L179 199V197H180L179 196L180 195V191H182L181 193H184ZM250 190H249V192H250ZM92 191H91V194H94V193H92ZM135 191H136V189H135ZM135 191H133V192L135 194H137L136 193L137 191L136 192ZM100 192L101 191H98L99 195H100ZM148 192H145V193H148ZM103 193L104 192H102L101 195ZM109 194H108V196L110 197ZM141 194H143V193H141ZM58 195H59V193H58ZM95 195H96L97 198L94 197V195H93L94 199H93L92 202H94V203H91V205L93 204V207H95L94 206L95 202H98V200L101 197V196L98 197L97 194H95ZM138 196H141V195L138 194ZM91 197H92V195H91ZM134 197H135V195H134ZM136 197H135V199L133 198L134 201L136 200ZM146 197L147 196H145V198ZM149 197H151V196H149ZM169 197H167V198H169ZM141 198L139 200L140 202H141V200L144 197L142 199ZM161 198H160V200H161ZM256 198H258V197H256ZM91 199L89 200V202H91ZM103 199H102V203H103ZM209 199H212L210 201H212V203L213 202L216 203V206L220 210V214H219V216H217V218L214 215L215 212H213L212 209H211V203H210ZM0 200H1L0 201V213H2V214L5 215L6 214V210H7V205H9L10 200L6 196L4 198L0 199ZM110 200H112V198ZM160 200H159V202H160ZM168 200L169 199H167V201ZM247 200H245V201H247ZM25 201H26V204L27 205L30 204V206H31V203H33V201L31 199H26ZM107 201H109V198H108ZM129 201H132V199L131 200L129 199L128 202ZM147 201L145 200V202H147ZM151 201H152V199H151ZM156 201L158 202V200H156ZM122 202L120 201V204ZM87 203H88V200H87ZM161 203L162 202H160L159 204H161ZM240 203L243 206L244 210H243V208L242 209L240 208L241 206L239 207V204ZM246 203H248V202H246ZM40 204H42V203H40ZM53 204H55V203H53ZM103 204H105V200H104V203ZM133 204L134 205L137 204L136 201ZM159 204L157 203V205H159ZM96 205H98V204H96ZM99 205H101V204H99ZM106 205H108V204H106ZM140 205L142 206V204H140ZM90 206H88L89 208L86 207V208H88V209H86V211H85V209H83V210L81 209L82 210L81 213L83 212V214H84L85 217H87V214L90 213L89 212ZM127 206H124L123 205V207H121V205H120L121 208L120 207H119L120 209L118 208L119 211H116L117 209L115 210V208H114V211H116L115 214H114V216H115L114 219L119 220V223H121V224L125 223V220L123 221V219H124L123 216L128 215V214L130 215V214L133 213V212L130 213L131 212L130 211L128 214H126L127 211L124 208H126ZM149 206H151V204L148 205V207ZM100 207H98V208H100ZM133 208H135V207H132L131 209H133ZM78 209H79V207H78ZM139 209H137L136 211L139 212L138 211ZM147 209H149V208H147ZM167 210H168V212H167ZM100 211H101V209H100ZM79 213H80V211L78 212V214ZM91 213H92V211H91ZM109 214H110V212H109ZM255 214H256V212H255ZM257 214H259V213H257ZM98 215H99V210H98ZM132 215H131V217H133ZM134 215H135V217L140 218L143 214H137V213H135ZM176 216H177V214H176ZM174 217H175V215H174ZM88 218H91V217H88ZM111 218L109 216V219L110 220H111ZM126 218H128V217H126ZM83 219L86 220V218H84V217L82 218V220ZM102 219L99 220L100 221V223L98 222L99 225H101ZM80 221H81V219H80ZM103 222H104V220H103ZM112 222H114V221H112ZM138 222L141 223V221H138ZM142 222H144V221L142 220ZM251 222H253V223L251 224ZM86 223H87V221H86ZM95 223H97V222H95ZM115 223H116V221H115ZM171 223H172V221H171ZM199 224L201 226H204L203 224H205V226L204 227L198 226ZM96 225H98V224H96ZM105 225L106 224L104 223L101 226L102 227L103 226L105 227ZM116 226H114V227H116ZM124 226H125V224H124ZM96 227H98V226H96ZM214 227H216V229L214 230V232H211V229H213ZM107 228H110V223H109V227H107ZM112 228H113V225H111V230H112ZM116 228H114V229H116ZM141 228H142V226H141ZM173 228H175V227H173ZM98 229H96V230H98ZM100 229H101V227H100ZM100 229L98 231L99 233H100ZM18 231H20V230H18ZM102 231H104V230H102ZM106 231L109 232V229H106ZM148 231H146V232H148ZM146 232H144V233H146ZM169 232H170V230H169ZM113 236H114V234H113ZM149 237H148V239H149ZM153 238H154V236H153ZM168 239H169V237H168ZM119 240H121V239H119ZM154 240H153V242H154ZM163 240H165V239H163ZM149 241H150V239H149ZM160 241H161V239H160ZM70 242H71V240H70ZM114 242H116V241H114ZM118 244L121 245L122 243L120 244L118 242ZM149 244H150V242H149ZM111 245H113V244H111ZM119 245L116 246V247L119 248ZM196 245L203 246V249L202 250H204V252H200L201 250L199 251V249H195V248H198V246L196 247ZM41 246H43V244ZM55 246H57V245H55ZM122 246L123 245H121L120 247H122ZM129 246H130V244H129ZM163 246H165V245H163ZM256 248H262L263 249V252L261 254H260L261 251L259 252L258 251L259 249L257 250L259 252V255L258 256L257 255L255 256V254H256L255 253L256 252ZM161 249H164V248H161ZM191 249H193V250H191ZM170 250L172 251V249H170ZM180 250H182V249H180ZM125 251H127V250H125ZM167 251L168 250H166V252ZM123 253H124V251H123ZM177 254H179V253H177ZM183 254L184 253L181 254V251H180V258H181V256ZM154 255H156V254H154ZM160 255L162 256V254H160ZM167 255H168V253H167ZM164 256H162V257H164ZM184 256L185 255H183V257ZM158 257H160V256H158ZM183 257H182V259H183ZM133 258H132V260H133ZM137 259H138V257H137ZM163 260H165V259H162V261ZM130 261L131 260H129V263H130ZM155 261H158V260L155 257H152V258H150V259L148 258L146 260H144V259H142L140 261L135 260V261H133L130 264H137V263L138 264H154ZM177 261L180 262L178 259H177ZM177 261H176V258L173 257V256H171V255H169V258H166V260L163 261V262H161V260H160L161 264H177ZM182 261L185 262V260H182ZM124 262H125V260H124ZM160 262H158V263H160ZM158 263H156V264H158Z\"/></svg>",
	"mask_w": 264,
	"mask_h": 264
}]
</instances>
